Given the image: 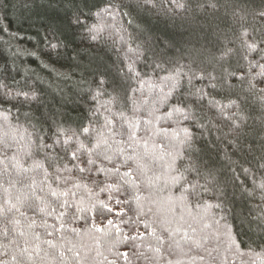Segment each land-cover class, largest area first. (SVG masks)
Returning a JSON list of instances; mask_svg holds the SVG:
<instances>
[{"label": "trees", "instance_id": "obj_1", "mask_svg": "<svg viewBox=\"0 0 264 264\" xmlns=\"http://www.w3.org/2000/svg\"><path fill=\"white\" fill-rule=\"evenodd\" d=\"M25 2L28 7L22 8ZM104 2L0 0V85L12 92L36 89L39 93L38 102L18 103L16 107L0 103V253L16 252L23 264L29 260L31 264H72L71 254L61 257L58 250L75 245L86 264H105L104 258L112 260L116 252L128 253L127 260L121 257L118 264H225L226 255L227 264H261L264 257L255 255L260 244L255 233L264 219V196L243 168L249 167L253 173L262 171L258 165L264 157V99L259 89L264 88V81L257 80L255 89L246 79H230L219 89L209 88L213 104L219 101L221 107L229 105L224 108L228 119L211 108L206 99L191 112L196 123H205L203 128H196L191 121L178 123V114L166 116L178 100L191 102L192 88L187 78L180 89L173 90L167 103L156 101L161 89L165 93L169 90L171 82L164 81L165 77L175 75L178 68L194 75L210 67V62L229 47L233 51L223 64L237 77L242 75L241 70L248 69L245 55L249 61L264 62V53L259 51L264 49V16L260 15L264 0H176L185 5L183 8L175 7L173 0H154V7L144 0H109L119 6V13L127 15L118 14L115 20H90L89 13L103 7ZM5 3L8 8L3 7ZM73 11L89 20V25H97L98 42L92 43L79 26L70 24ZM61 40L64 44L57 49L59 54L50 52L49 45ZM247 43H256L258 49L250 51ZM33 51L40 57L27 54ZM129 62L140 73L138 77L126 68L122 72L123 63ZM41 63H47L48 68H42ZM96 66L106 68L109 76L98 101L92 102L88 94L91 81L96 80L92 73ZM3 92L0 88V94ZM89 126L94 129L91 136L82 132ZM183 128L192 130L193 137L181 143ZM97 131L100 143L93 152L108 149L114 160V164L104 161L103 165L98 160L97 167L122 164L128 161V155L139 157L138 162L130 161L120 168L121 173L128 167L134 169L129 185L121 192H100L117 177L96 172L95 167L83 174L76 169L71 173L55 170L65 166L72 169L77 163L86 166L87 154L77 161L71 159L72 150L78 146L75 137L68 145L37 147L40 137L51 144L76 133L87 149L97 143ZM131 133L135 136L130 139ZM117 148H123V156L114 150ZM34 162L43 167H36ZM56 175L70 176L72 182H57ZM33 178L36 183L32 188ZM132 182L138 183V191L131 187ZM187 184L196 185L189 199L181 187ZM124 188L127 192L122 194ZM69 189L75 197L60 195ZM50 190L56 191L57 197H52ZM37 195L45 200H37ZM99 199L113 209L112 213L103 212ZM117 199L129 202L117 204ZM65 200L68 204L60 208ZM197 201L199 209L188 207ZM53 208L56 211L49 216ZM94 208L98 212L92 211ZM192 211L214 224L213 229L205 230L210 237L216 229L223 232L225 226H231L243 255L229 254L221 240L212 238L201 241L202 246L197 248L195 241L203 233H189L192 239L182 240V234L166 231L169 226L165 219L187 217ZM61 212L65 215L60 216ZM10 218L20 223H9ZM108 219L121 229V239L125 235L137 238L115 245L112 252L107 251L110 244L106 239L100 248L102 255L96 256L88 248L92 244L88 230L93 224L103 226L116 238L115 228L107 226ZM122 219L128 223H121ZM142 221L152 225L150 235ZM49 232L52 236L47 235ZM157 247L159 252L155 251ZM25 248L32 253L30 258L22 255ZM208 249H212L211 254Z\"/></svg>", "mask_w": 264, "mask_h": 264}, {"label": "snow or ice", "instance_id": "obj_2", "mask_svg": "<svg viewBox=\"0 0 264 264\" xmlns=\"http://www.w3.org/2000/svg\"><path fill=\"white\" fill-rule=\"evenodd\" d=\"M145 4L155 6L154 0H144ZM173 3L175 4V7L177 8H183L185 5L183 3H178L176 0H173ZM104 6L101 7H96V11L93 13L91 11L89 13L90 20L96 19V20H103L105 18H111L112 20L116 19V16L119 15H127V13H119L117 11V5H114L113 3L109 2V0H105L103 3ZM211 7H215L216 5L214 3H210ZM4 8H8L9 4L5 3L3 5ZM22 8H27L28 3L25 2L23 5H21ZM260 15L264 16V12H262ZM89 20H86L83 16L77 14L75 11L72 12L71 19H70V24L79 26L81 30L87 34V39L91 40L92 43H96L99 41V32L100 29L97 27L95 23L89 25L88 23ZM3 31H7V29H3ZM95 33V34H94ZM64 42L61 40L59 43H51L49 45L50 52H56L59 54L57 51L58 48L63 46ZM250 51H256L258 49V45L256 43H247L246 45ZM233 51L232 48H227L225 51L221 52V55L219 57H216L214 61L210 62V67L204 68L200 71L195 72L194 75H189L188 72H185L182 68H178L175 71V75L173 76H168L164 78V81L166 82H171L170 87L168 92H163L161 89V96L158 98L156 102L159 103H167L168 98L173 95V90L175 89H180L182 87V82L184 78H187L188 85L191 86L192 91L189 92V95L191 97V102L185 104L182 100H178L177 105H173L168 113H166V116L171 117L173 114H178L180 119L177 121L178 123H189L190 121L195 123L196 128H203L205 126L204 122H199L196 123V118H194L191 115V112L195 110L196 104H202L205 102V100H208L209 106L211 108L217 109L222 115H224L225 119H228L227 114L224 112V108L228 107L229 105H225L224 107L220 106V102L217 101L216 103H212V99H210V95L208 92V89H219L223 85L228 84L230 79H235V80H241V79H246L248 85L250 88L255 89L257 87V80L264 81V62H258L257 60H251L249 61V58L245 55L243 57V60L248 62V69L247 70H241L242 75L237 77V74L233 71H230L227 67L224 66L223 61L224 58L227 57L231 52ZM261 53H264V49H259ZM30 57H33L37 59L39 56V53L36 51L27 53ZM136 59H140V53L137 54ZM40 66L44 69L48 68L47 63H41ZM125 68L127 69V72L132 73L134 76H139L140 73L135 71L134 66L132 63H123V68L122 72L125 71ZM183 72L184 76L181 77L180 73ZM92 73L95 75L96 80L91 81L92 87L90 88V92L88 96H90L92 102H97L98 97L101 94V89L105 88V83L106 80L109 76V72L106 68L102 66H96L92 68ZM200 82H204L206 84V87H198L196 86ZM143 81H141V84L143 85ZM167 86V84H166ZM0 88L4 89V92L0 94V103H8L11 104L13 107H16L18 103H24V102H38V97L39 93L36 89H32L29 92H25L23 90H17L15 92L10 91L8 88L5 90V86L0 85ZM261 93V99H264V88L259 89ZM104 94V93H103ZM23 97V99H21ZM230 103H236V101H231ZM5 120L8 119L7 116L4 117ZM157 119H160L157 117ZM233 124H236V121H232ZM239 127V125H236ZM94 129L89 126V127H83L82 132L83 134H86L88 136H91L93 134ZM183 133L184 137L181 143H183L185 140L191 139L193 137V131L190 130L189 128H183ZM67 135V132L64 133ZM7 135V134H5ZM100 133L97 131V135L95 139L97 140V143L92 145L91 147L85 149L84 143H82L79 139V137L76 135L71 137H68L67 139L63 140L61 142L59 139H56L53 141V143L48 144L45 143V137H40L39 138V143L37 144V147L39 149H52L54 148L57 144L63 143V145H68L69 141L75 137L76 138V143L77 147L72 150L71 152V159L73 161L80 160L82 156L87 154L88 159L86 161V166H80V164H74L73 168L70 169L67 166H65L63 169L56 168L55 170L58 173L67 172L71 173L73 169H76L79 171V173L83 174L85 172L91 173L93 170V167H95L96 172H104L109 174V176H115L117 179L115 180L114 183H107L106 187H101L100 192H121V189L125 185H129L130 181L129 178L133 176L134 174V169L132 167H128L127 171L121 173L120 168L123 166V164H127L128 162H138L139 157L137 155H128L129 159L127 162L123 161L122 164H115L111 168L107 167H97V161H100V164L103 165L104 161H107L108 164H114L113 156L109 154L108 149H104L102 151H95L93 152L94 149L99 148V137ZM135 136V133L130 134V139ZM131 146V145H130ZM111 147V146H109ZM161 147H164L163 145ZM119 151L121 156H123V148H117L114 149ZM199 151V149H197ZM79 153V155H78ZM93 155H95V159H93ZM4 159H7V157H4ZM51 159V157H49ZM17 163L19 164L20 162L17 160ZM35 166L38 168H42L43 165H40L39 162H34ZM50 166H52L50 164ZM139 166V165H138ZM259 170H262L257 173H253L249 167H244L243 172L248 174L249 180L252 182V184L255 185L257 189L260 190V193L262 196H264V157H261L260 163L258 165ZM45 173H48L47 169L44 170ZM115 175H112V174ZM179 174V173H178ZM197 174H199L197 172ZM45 181L49 179V176H45ZM55 180L57 182L64 181L71 183L72 178L70 176H61V175H56ZM95 182V181H94ZM122 182V183H121ZM36 181L33 178L30 184V187L33 188L35 185ZM73 187H79L78 184H73ZM131 187L136 189L137 191L139 190V185L136 182H132ZM183 189V194L186 195L189 199L190 196L196 191V185H190L187 184L186 187L183 185L181 186ZM125 191L122 194H125L127 192V189L124 188ZM249 192L252 191V189H247ZM35 192V190H33ZM203 191L207 192L208 189L206 186H203ZM49 194L52 197H57V192L54 190H50ZM60 195L64 196H71L75 197L76 193L73 192L72 190H66L63 193H60ZM93 195L98 196V193H93ZM183 198V196H182ZM112 199V196L109 195V200ZM135 199L139 200V196H136ZM37 200H45V198L42 195H37ZM129 201L128 200H123V199H117L116 203L117 204H127ZM7 203V201H6ZM97 203L100 205V208L103 209V212H108L112 213L113 209L109 207V205L104 201V200H98ZM68 204V201L65 200L64 203L60 204V208H65V206ZM200 203L197 201V203L194 206H188L189 208H195L199 209L200 208ZM216 207H219V205H216ZM43 209L41 208V211ZM56 209L53 208L52 211H49L48 215L51 216L53 212H55ZM92 211L98 212L96 208L92 209ZM152 209L149 208L148 212H151ZM23 214V213H21ZM65 213L61 212L60 216H64ZM115 215L121 216V212H116ZM59 218V217H58ZM77 219H82L80 217H77ZM9 223L13 224H19L20 221L17 218H10ZM34 222V221H33ZM144 223L145 228L150 229L149 235L151 234V231H154L152 229V225L146 221H142ZM107 226L114 227L115 232H116V238H112L111 233L107 230L106 227L103 226H97L95 224L92 225V227L88 230V235L90 239L92 240V244L88 245V248L90 251L95 252L96 256L102 255L100 252L101 246H103L104 241L107 239L109 241L110 246L107 247L108 252H112V248L117 245V244H122L128 239H136V236H123V238H120L121 234V229L117 226L114 225L113 220L108 219L107 220ZM121 223H128V221H124L123 219L121 220ZM164 223H166L169 227L166 229L167 232L170 234H175L176 235H181L182 240H191L192 236L189 235V233L192 234H200L203 233V235L199 236V239L195 241L196 247L199 248L202 246L201 241L203 242H208L210 238L216 239V240H221L222 243L225 244V251L228 252L229 254L232 252L239 253L240 255H243L242 252H240L241 249V244L238 242L237 238L234 236L233 231L231 226H225V230L221 232L219 229H216L211 233L210 235L205 232V230L213 229L214 224L213 223H207L205 222V217L201 215L200 212H189L187 217L181 216L179 219H165ZM215 224H219V221H215ZM65 225L61 223L60 228L63 229ZM73 233L77 232L76 228L72 229ZM103 234L101 236H97V234ZM23 234V233H22ZM48 236H52V233L49 232L47 234ZM140 235H143L142 233ZM255 236L257 239L260 240V244L256 246L259 251H255V255L257 258H262L264 257V219L261 220L260 226L258 233H255ZM110 238V239H109ZM157 239H160L159 237ZM178 245L180 243L179 240L175 241ZM47 243L52 244V240H47ZM80 248L73 245L72 247L68 248L67 250L60 248L58 250V254L61 257H65L66 254L70 253L71 254V261L72 264H86V262L83 259L82 252L79 250ZM159 247L155 249V251L159 252ZM209 254H211L212 249H208ZM253 249L249 248V252H252ZM22 255L25 257H31L32 253L28 251L26 248L22 250ZM123 257L125 260L128 258V253L124 252H116L113 254V259L108 260L107 257H105V264H118L119 259ZM200 259L203 260L204 257L200 256ZM225 264H227V255L224 257ZM0 264H23V262L18 258L16 252H4L0 253ZM27 264H31V261L29 260ZM252 264H255V261L252 262ZM261 264H264V259H261Z\"/></svg>", "mask_w": 264, "mask_h": 264}, {"label": "bare ground", "instance_id": "obj_3", "mask_svg": "<svg viewBox=\"0 0 264 264\" xmlns=\"http://www.w3.org/2000/svg\"><path fill=\"white\" fill-rule=\"evenodd\" d=\"M153 129V128H152ZM83 210V209H82Z\"/></svg>", "mask_w": 264, "mask_h": 264}]
</instances>
